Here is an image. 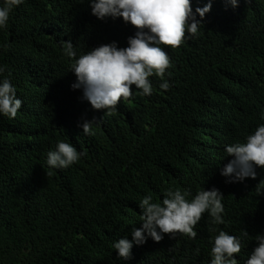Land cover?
Returning a JSON list of instances; mask_svg holds the SVG:
<instances>
[{"label": "trees", "instance_id": "1", "mask_svg": "<svg viewBox=\"0 0 264 264\" xmlns=\"http://www.w3.org/2000/svg\"><path fill=\"white\" fill-rule=\"evenodd\" d=\"M209 2L196 36L163 46L170 90L153 76L151 96L133 86L112 115L71 89L74 61L62 41L85 54L112 42L127 47L136 29L97 19L87 0H25L13 11L0 30V65L23 106L13 120L0 116V264H210L213 227L248 232L235 257L245 264L258 246L251 237L264 234V196L255 193L264 170L234 184L220 171L231 159L225 146L245 142L264 123V0H238L237 8L192 0L193 11ZM85 119L97 121L93 135L78 127ZM61 140L85 155L51 170L46 153ZM212 188L224 195L225 224L211 225L205 213L195 239L165 234L134 246L130 260L118 258L112 244L141 226L146 195L162 203L169 189L189 191L190 200Z\"/></svg>", "mask_w": 264, "mask_h": 264}, {"label": "clouds", "instance_id": "2", "mask_svg": "<svg viewBox=\"0 0 264 264\" xmlns=\"http://www.w3.org/2000/svg\"><path fill=\"white\" fill-rule=\"evenodd\" d=\"M91 15L104 21L122 19L132 25L135 35L127 40V47H119L117 42L101 45L79 54L71 40L62 41L63 54L73 60L70 72L75 81L73 91L79 90L82 102L90 104L93 110L112 115L122 100L127 101L133 95V86L140 90L142 97L153 94L152 77L162 82L159 88L163 92L170 90L167 77L171 72V62L165 47L179 48L186 39L198 34L203 20L210 13L212 3L203 8H192V0H87ZM25 0H0V30L9 26L13 11ZM232 8L239 6L238 0H227ZM199 17V19L197 18ZM10 45H5L6 50ZM6 65H0V116L13 120L20 112L23 101L17 97L16 87L10 75H5ZM264 120V112L260 113ZM95 120H83L78 125L83 135H93ZM226 156L231 158L220 174L227 183H243L246 179H257V168L264 170V123L258 125L254 133L248 135L245 142L226 145ZM85 153L78 151L69 142L58 141L55 148L46 153V165L51 170L67 169L79 162ZM226 158V159H227ZM256 196H264V180L255 189ZM189 191L169 189L164 193L162 203L153 202L146 195L138 204L141 211L140 227H133L126 235L113 242L112 248L118 258L130 260L134 246H143L149 239L160 242L165 234L175 239L183 234L191 239L198 235L195 228L202 215L207 213L213 226L226 223L224 216V195L216 188L200 190L194 198L188 199ZM211 244L210 264H239L235 258L243 247V240L249 238L247 231L233 236L216 227ZM257 247L252 251L245 264H264V234L254 238ZM199 252V249L196 250Z\"/></svg>", "mask_w": 264, "mask_h": 264}]
</instances>
